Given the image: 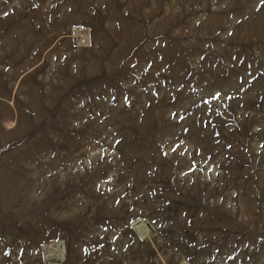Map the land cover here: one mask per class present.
Wrapping results in <instances>:
<instances>
[{
  "label": "rangeland",
  "instance_id": "rangeland-1",
  "mask_svg": "<svg viewBox=\"0 0 264 264\" xmlns=\"http://www.w3.org/2000/svg\"><path fill=\"white\" fill-rule=\"evenodd\" d=\"M0 264H264V0H0Z\"/></svg>",
  "mask_w": 264,
  "mask_h": 264
}]
</instances>
